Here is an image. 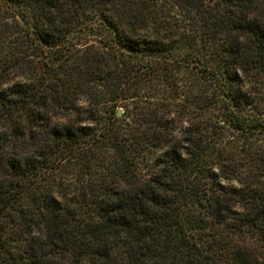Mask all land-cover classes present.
<instances>
[{"label": "trees", "instance_id": "1", "mask_svg": "<svg viewBox=\"0 0 264 264\" xmlns=\"http://www.w3.org/2000/svg\"><path fill=\"white\" fill-rule=\"evenodd\" d=\"M0 264H264V0H0Z\"/></svg>", "mask_w": 264, "mask_h": 264}, {"label": "water", "instance_id": "2", "mask_svg": "<svg viewBox=\"0 0 264 264\" xmlns=\"http://www.w3.org/2000/svg\"><path fill=\"white\" fill-rule=\"evenodd\" d=\"M119 113H121V111H119Z\"/></svg>", "mask_w": 264, "mask_h": 264}, {"label": "rangeland", "instance_id": "3", "mask_svg": "<svg viewBox=\"0 0 264 264\" xmlns=\"http://www.w3.org/2000/svg\"><path fill=\"white\" fill-rule=\"evenodd\" d=\"M121 111V110H120ZM122 112V111H121Z\"/></svg>", "mask_w": 264, "mask_h": 264}]
</instances>
